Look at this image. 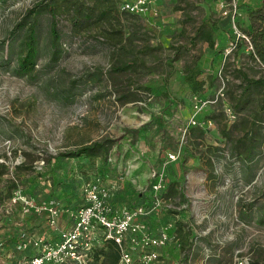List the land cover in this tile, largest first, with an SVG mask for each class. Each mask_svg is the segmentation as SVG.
I'll return each mask as SVG.
<instances>
[{
    "label": "rangeland",
    "instance_id": "374dc122",
    "mask_svg": "<svg viewBox=\"0 0 264 264\" xmlns=\"http://www.w3.org/2000/svg\"><path fill=\"white\" fill-rule=\"evenodd\" d=\"M41 1L0 0V165L6 168L0 264H29L39 252L19 248L22 240L51 241L69 229L85 205L83 185L99 179L114 207L148 205L157 196L165 202L157 213L173 219V230L177 222L187 224L192 249L173 243L162 264H264V92H245L241 75L264 79L252 42L255 27L264 25V0H239L237 11L233 0H168L157 18L124 15L119 0H61L62 58L51 62V16L45 14L36 71L21 77L14 72L19 40L10 51L8 37ZM80 4L96 8L82 28L75 14ZM203 23L215 28L213 49L206 42L191 46ZM7 56L10 63L2 64ZM188 61L197 62L206 81L203 99L224 95L196 114L213 123L204 137L188 124L195 115L185 82ZM124 63L130 71H112ZM223 102L236 111L234 123L221 113ZM247 132L253 139L245 140ZM108 139L114 144L106 157L60 156ZM253 147L257 158L248 162L247 152H239ZM170 154L178 159L170 162ZM161 173L167 191L155 194ZM24 201L55 207L58 225L50 224L47 211L26 210Z\"/></svg>",
    "mask_w": 264,
    "mask_h": 264
},
{
    "label": "built area",
    "instance_id": "2783aa9c",
    "mask_svg": "<svg viewBox=\"0 0 264 264\" xmlns=\"http://www.w3.org/2000/svg\"><path fill=\"white\" fill-rule=\"evenodd\" d=\"M165 1L119 0V9L121 13L129 16L157 18L161 15L160 5ZM233 1L232 7L237 11L239 0ZM221 8L228 14L225 3H222ZM223 98V93H219L213 100L207 98L205 100L198 95L190 96L195 115L190 118L189 127L209 128L213 124L212 121H201L196 114L216 105L219 99ZM221 110L228 122L234 123L237 120L236 111L229 104L223 102ZM176 159L178 158L175 154L168 156L170 162ZM155 178L154 193H165L167 191L165 174H158ZM100 183L99 179L87 181L83 185L85 205L77 212L74 224L69 229L59 232L51 241L38 238L34 242V247L39 253L31 256L29 264H91L94 249L106 241L114 242L119 246L120 264H162V255L157 249L178 243L173 227L168 223L155 229L141 221V218L157 213V210L165 204L164 200L156 196L151 204L124 206L117 209L110 202L109 192L101 187ZM24 207L26 210L35 208L36 211H47L52 226L58 222L59 211L55 207H33L29 201H24Z\"/></svg>",
    "mask_w": 264,
    "mask_h": 264
},
{
    "label": "trees",
    "instance_id": "16d2710c",
    "mask_svg": "<svg viewBox=\"0 0 264 264\" xmlns=\"http://www.w3.org/2000/svg\"><path fill=\"white\" fill-rule=\"evenodd\" d=\"M61 0H43L35 5L34 8L30 9L24 19L18 23L14 29L9 34L8 48L11 51L12 43L19 40V47L21 50L20 56L17 59V65L14 70L15 74L21 77H30L36 71V66L40 57V44H41V29H40V17L49 14L51 16L50 25V45H51V62L57 64L62 58L63 49L61 47V36L58 33V22H57V9L61 7ZM65 1V0H64ZM66 0L65 2H67ZM73 5H77L74 2ZM94 7L85 6L80 4L77 6L76 23L80 28L84 27L95 12ZM261 13V12H259ZM258 13V14H259ZM105 13H102L104 15ZM123 14V13H122ZM126 15V14H124ZM129 16V15H128ZM135 17V16H132ZM259 18L263 19L262 15H258ZM255 33L252 35V42L254 47L253 58L258 60L261 65L264 66V25L255 27ZM24 35L21 38L22 33ZM215 28L208 24L203 23L200 25L194 37L191 39V46H196L199 42H206L210 48L216 46L214 39ZM21 38V40H20ZM12 40V42H10ZM181 58L180 49H177L174 60H179ZM10 57L7 56L3 59L2 64H9ZM132 68L131 64L124 63L122 66H116L113 68V72L122 74L130 71ZM185 82L189 85L192 93L189 95H198L201 97L200 93L204 91L206 81L201 79L200 70L197 67L196 61H188L184 67ZM243 76V81L246 83L245 92H264V79H250L245 73L241 74ZM76 82H74L75 84ZM72 91V89L70 90ZM202 98V97H201ZM206 100V99H205ZM223 114V113H222ZM199 120L204 121L202 117ZM210 120V119H208ZM198 129L202 137L205 136L204 129ZM245 140L253 139V132H247L245 134ZM112 140H102L96 141L90 145L79 146L75 149H70L66 152L60 154V156L66 159H79L86 158L89 160H96L101 157H106L112 146ZM256 148H248L246 151L239 152L240 155L247 152L248 162H252L257 158ZM6 168L0 165V177L5 175ZM13 185L12 188H15ZM176 229L173 233L179 242V246L183 252H188L192 249L193 239H191L192 232L187 228V224L183 222L176 223ZM31 258V256H30ZM189 255H185L187 260ZM121 250L117 244L111 241L104 242L103 245L96 247L93 251V262L91 264H120Z\"/></svg>",
    "mask_w": 264,
    "mask_h": 264
},
{
    "label": "crops",
    "instance_id": "0c3cea01",
    "mask_svg": "<svg viewBox=\"0 0 264 264\" xmlns=\"http://www.w3.org/2000/svg\"><path fill=\"white\" fill-rule=\"evenodd\" d=\"M168 0H166L165 2H162L161 5H160V10H161V15H162V12H163V9L164 7H166V4H167ZM189 99V97H188ZM190 100V99H189ZM110 202H111V196H110ZM147 203H140L139 205H146ZM120 207H124V205L122 206H118V207H115V208H120ZM48 214V219H49V213ZM172 218L171 217H168L165 213H162L160 215H158V213H155L154 215H149V216H145V217H142L141 218V221L145 222L149 227H153L155 229H159L161 226L163 225H166L168 224L169 222L173 221V219L171 220ZM59 223V219H58V222L55 226L53 227H56ZM159 224V225H158ZM57 230V229H56ZM63 231V230H61ZM55 234V233H54ZM157 231H156V235H157ZM38 240V239H23L22 240V243H20V247L19 248H23V245H25V248H28V247H31L30 249H36L34 247V242ZM168 248L169 247H165V248H159L157 249L158 252L162 255V260L165 259V256L164 254L168 251ZM37 250V249H36ZM32 256V255H31Z\"/></svg>",
    "mask_w": 264,
    "mask_h": 264
}]
</instances>
